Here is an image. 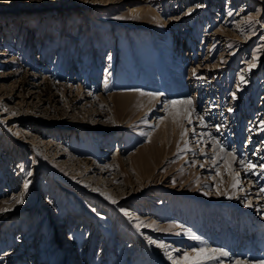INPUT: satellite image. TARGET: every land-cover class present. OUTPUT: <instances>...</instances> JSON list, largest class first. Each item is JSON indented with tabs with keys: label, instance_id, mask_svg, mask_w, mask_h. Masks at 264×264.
Wrapping results in <instances>:
<instances>
[{
	"label": "rangeland",
	"instance_id": "rangeland-1",
	"mask_svg": "<svg viewBox=\"0 0 264 264\" xmlns=\"http://www.w3.org/2000/svg\"><path fill=\"white\" fill-rule=\"evenodd\" d=\"M198 62L195 115L220 101L206 123L251 178L193 167L196 132L157 123L180 97L169 71ZM131 90L164 95L146 113ZM247 181L264 194V0H0V264H173L165 249L214 250L226 229L261 248Z\"/></svg>",
	"mask_w": 264,
	"mask_h": 264
},
{
	"label": "bare ground",
	"instance_id": "bare-ground-1",
	"mask_svg": "<svg viewBox=\"0 0 264 264\" xmlns=\"http://www.w3.org/2000/svg\"><path fill=\"white\" fill-rule=\"evenodd\" d=\"M130 12L133 15H141V16L145 15V14H148V13H153V14L158 15L160 20H163V22L167 23V21L165 19H163V17H161V14H159L156 11L155 8H152L149 5H145V6L137 5V6H134V7H132L130 9ZM172 13H174V12H172ZM170 15H172V14H170ZM63 35L65 36L66 33H63ZM161 41H162V39L159 40V38H158V42L160 44H161ZM162 44H163V42H162ZM115 48H116V44L114 43L113 53L115 52ZM175 61H176V59H175ZM215 67H216L215 69H217V70H218V68H220L218 62L216 63ZM197 69L205 70V69H207V65L202 67L200 62H198L197 65H195L194 63L191 64V69H190V72H189L190 77H188V79L190 78L189 80H185L184 78H182L181 75H180V72H176V73L172 74V72H170L168 70L169 74H170L169 75L170 81H169V83H166L165 88H168V90H167L168 94L175 93L177 95V97L178 96H180V97H178L177 99H171L169 101L167 99H166L167 101H165V99H164V101L162 100L163 101L162 103H164V106H163L164 109H162L160 112L164 113L165 116L163 118H160V120L158 119L157 123L161 124V126L163 127L162 131H163L164 134L167 133V126H169V125L171 126V129H172L173 133H177V131H178L177 130V126H179V125L180 126L182 125V127H181L182 129H183L184 125H189L188 132L189 133L190 132L191 133L196 132L197 138L195 139V141H197V142L199 141V146L203 148V152L201 150L200 154L195 156L196 158L193 160V167H198L199 165H201V169L203 170V172L205 174H207V172L208 173L209 172H214L215 171V166L217 164H222V165H224V166H226L228 168L227 170L231 174V176L234 177L235 175L233 174V172L237 171V172L240 173L239 177H244L246 179V178L250 177L251 171L249 170V168H246L243 165V163L245 162L244 161L245 159H243V158H241L239 156L240 154H238V150L237 149H236L237 151L235 150L233 152H229V151L226 150L225 146L226 145L228 146V143H229L228 139H225L224 140L225 142L223 141L224 143H221L222 142L221 140L223 138L221 136H220V138L218 136L216 137V130L222 129L221 128L222 125H220L221 123H212L213 126H211V127H209L207 125V123H206L208 121V116L211 115V113L213 114V116H215L218 113L216 111H219L220 107L222 108V105H221L220 101L218 100L219 101V105L213 106L212 109L208 110V112H209L208 116H206V115L203 116V114L199 115V116L195 115V109L194 108H195V105L197 104L196 101H198L200 99L199 98V99L196 100V94H197V97H198L199 93H197L198 90L196 91V89H194L195 91L193 90V93H191V94H189L188 92L192 91L190 88L193 89L194 85L196 86L198 84L197 82L194 81V79L191 80V76L194 75L198 71ZM199 74H200V79L201 78L204 79L206 77V72L199 71ZM205 86L206 85H203L204 90L207 89V88H205ZM157 94H156L157 96H155V95L149 94L148 92L141 93V92H138L137 90L136 91L131 90V92H129V91L128 92H123V93H119L117 95H119V96L126 95L128 97L137 96V97H140L141 99L142 98L145 99L144 101H142V100L139 101V104H140V106L145 107L144 109H145L146 113H149L151 111V109L155 105H157V103H159V102L161 103V101H159V96H163L164 94H159V93H157ZM210 94L211 93L207 94V100H211ZM113 95H110L109 97H114ZM96 99H99V97H96ZM171 101H177L178 103L173 105V104L170 103ZM186 101H191V103H186ZM147 103H149L148 106H146ZM196 118H199L200 121L196 120ZM205 118H207V119H205ZM210 119L211 118H209V120ZM229 131H230V133H233L232 135H234L235 139L238 138V136H239L238 131L237 132H235L236 130L235 131L234 130H229ZM235 139H234V141H235ZM235 144H237V143H235ZM205 145H207V147ZM210 154L212 155L211 158H209L210 160L206 159V160L200 162V158L201 157L206 156V155L209 156ZM236 154H238V155L235 156ZM211 177L213 178L214 176H212V174H211ZM247 182L248 183H247V186L245 187V189L241 190V191H243L241 193V195H243V194L245 196L249 195L252 207L253 208L255 207L257 209L256 212H258V211L262 212L261 215L263 216L264 215V194H261L258 191V189L255 188V186L253 185L252 181H247ZM212 217L213 216H211V214H210V216L208 217L209 218V223H211L213 225L215 224L216 228L220 229L222 227V225H224V224L221 223L222 224L221 225L219 222L216 221L218 218H214V217L212 218ZM261 223L262 224L258 223L259 224L258 227H259V229L264 230V222H261ZM238 228H240V230H241V227H238ZM253 230H255V229H253ZM253 230H252V232H253ZM241 234H242V232H241ZM242 236H243V234H242ZM211 237H213V236H211ZM221 238L223 240H221L220 243L218 242L217 245H216V243H214V245H216V247H219V248L222 247L223 250L226 249L227 250L226 252H228V250H229L228 253H231V254L232 253H236L235 250H233V249H236L235 246L239 247L238 248V249H240L239 254H241V258L242 259L239 258L240 256H238V257L236 256L235 258H233V255L232 256L229 255L227 257H220L219 259L206 260V261L203 262L204 264L205 263H208V264H236V261H239L240 264H264V262L258 260V258L261 257V253L264 255V249H263L264 246L263 247L261 246V248L258 247V249L253 250V248H250L251 242L245 243L246 241H244V240L243 241L242 240H240V241L237 240V242H236V240H234L233 237H232V233L230 231H228L227 229L226 230H222ZM214 240H216V239L214 238ZM230 241H233L235 243L231 244ZM134 246H136V244H134V245L131 244L130 245L131 248L134 247ZM215 248H214V250H222V249H219V248H217V249H215ZM136 249L137 248L133 249L132 252L133 251L136 252L135 251ZM177 249H180V248H177ZM208 251H209V253L212 252V250H208ZM186 252L189 253V255H193L194 254V252H192V250H189V251H186ZM253 257H257V261L246 262L247 258L248 259H252V260H256V259H253ZM249 261H251V260H249Z\"/></svg>",
	"mask_w": 264,
	"mask_h": 264
},
{
	"label": "snow or ice",
	"instance_id": "snow-or-ice-1",
	"mask_svg": "<svg viewBox=\"0 0 264 264\" xmlns=\"http://www.w3.org/2000/svg\"><path fill=\"white\" fill-rule=\"evenodd\" d=\"M170 103L174 105L178 102L177 101H171ZM186 103H191V101H186ZM247 167L249 169H252L255 166L252 164H248ZM27 187H28V185L26 183L24 185L25 190L27 189ZM137 227H139V225H137ZM157 246L158 247H165L164 245H160V244H158ZM165 250H166L168 259L172 260L173 264H203V262L206 260L219 259L220 257L229 256L228 252L222 251V250H212V252L209 253L207 247L204 246V247H199L197 249H194L193 255H189V253L185 252L183 254L182 259H174L172 256V253L170 251H167V249H165ZM236 264H240V262L236 261Z\"/></svg>",
	"mask_w": 264,
	"mask_h": 264
},
{
	"label": "built area",
	"instance_id": "built-area-1",
	"mask_svg": "<svg viewBox=\"0 0 264 264\" xmlns=\"http://www.w3.org/2000/svg\"><path fill=\"white\" fill-rule=\"evenodd\" d=\"M216 101L218 102V99H216ZM207 102H208V101H207ZM236 104H237L238 107H240V105H238V103H236ZM218 113H219V111H218ZM247 118H248V119H247L248 121L253 120L254 116L252 115V112H250V114H248ZM248 121H247V122H248ZM253 121H254V120H253Z\"/></svg>",
	"mask_w": 264,
	"mask_h": 264
}]
</instances>
